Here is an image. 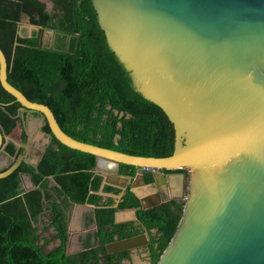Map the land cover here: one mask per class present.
Here are the masks:
<instances>
[{"label":"water","instance_id":"water-1","mask_svg":"<svg viewBox=\"0 0 264 264\" xmlns=\"http://www.w3.org/2000/svg\"><path fill=\"white\" fill-rule=\"evenodd\" d=\"M92 2L110 49L131 73L137 90L173 125L171 156H134L70 137L48 106L31 102L9 83L0 48L2 88L48 124L47 146L55 138L95 156L97 172L107 174L105 185L128 188L125 182L132 179L117 176L120 165L139 169L133 180L139 175L144 179L149 168L154 178L150 185L167 197L149 200L185 204L157 264H264V0ZM6 138L0 130V152ZM30 147L22 144L24 152L0 171V179L24 162L38 167L48 147L35 162L25 154ZM110 163L115 168H109ZM141 202L143 209L154 207ZM68 235L66 256L76 255L82 244L74 239L84 233L74 234L69 226ZM149 244L148 233L117 238L106 245V252L113 255ZM71 245L76 246L72 252Z\"/></svg>","mask_w":264,"mask_h":264},{"label":"trees","instance_id":"trees-1","mask_svg":"<svg viewBox=\"0 0 264 264\" xmlns=\"http://www.w3.org/2000/svg\"><path fill=\"white\" fill-rule=\"evenodd\" d=\"M52 2L50 11L40 0H0V48L7 59L9 83L31 102L48 106L61 129L80 142L134 156H171L173 125L137 90L131 73L110 49L92 0ZM24 18L53 33V41L45 43L37 31L26 36L20 28ZM21 110L25 109L0 83V130L5 136L24 125ZM43 132L51 135L48 124ZM22 142L27 143L25 129ZM3 146L0 154L13 160L10 166L24 152L11 141ZM96 166L95 156L53 138L38 167L24 162L0 179V264H123L131 261L130 251L109 255L106 245L144 233L150 236L144 249L150 264L159 262L185 204L171 201L143 209L130 185L115 208L114 196L123 190L105 185ZM138 172L120 165L118 175L133 180ZM21 174L31 176L34 189L25 190ZM144 181L153 184V174L144 173ZM74 205L96 208V230L87 235L78 254L66 256ZM124 210H136L137 221L116 223L117 212ZM55 240L59 244L49 249Z\"/></svg>","mask_w":264,"mask_h":264},{"label":"crops","instance_id":"crops-1","mask_svg":"<svg viewBox=\"0 0 264 264\" xmlns=\"http://www.w3.org/2000/svg\"><path fill=\"white\" fill-rule=\"evenodd\" d=\"M45 3L44 0H40ZM33 28V27H32ZM36 30V29H35ZM34 32L31 31V34ZM30 35L28 37H30ZM21 116H25V122L23 126H18L17 129L7 138V142H13L18 148H22V133L23 130H26L27 134V142L30 144V148L25 150V154L27 155V158L29 161H37L39 158H41L43 148H47V143H48V137L45 135V132H43V121L41 117L39 116H34L33 113L31 112H22ZM5 158L10 159L9 156L5 154H0V171H3L5 169H1L3 166L6 165V161L4 160ZM7 169V168H6ZM99 173V172H98ZM102 177L105 179L107 177V174L103 173L101 174ZM119 176V175H117ZM28 177V185L27 189L31 190L34 188L29 176ZM25 176H23V181H24ZM124 183V182H122ZM131 185V188L135 191L136 196L140 199L143 200L144 202L151 203L149 200L150 198L154 197L155 195L158 196V188L156 185H147L145 184V181L141 175L138 176L136 180H130V182H125V186L129 187ZM115 187V186H112ZM26 188V185H25ZM118 189L123 190V193L120 194L118 197L114 196L116 199V206L121 202L122 197L124 195V191L126 190L124 187H115ZM108 197L107 195H105ZM79 206V207H77ZM95 207L90 206V205H74L73 206V220L72 217L70 219V224L72 223V226L70 228L73 230L74 234H79V233H84V236L75 238L74 241L75 243L81 242L82 248L84 245V241L86 240L87 235H89L90 229L93 230L94 228V212H95ZM137 219V211L136 210H124V211H119L116 214L115 221L116 223H125V222H132ZM91 223L90 226L88 224ZM40 231H42V226L40 227ZM87 232V234H86ZM52 234L54 236V232L52 230ZM51 236L48 235V237ZM56 242L59 243L58 240H55ZM92 241H94V238H92ZM68 245V244H67ZM72 251L76 249L75 245H71Z\"/></svg>","mask_w":264,"mask_h":264},{"label":"rangeland","instance_id":"rangeland-1","mask_svg":"<svg viewBox=\"0 0 264 264\" xmlns=\"http://www.w3.org/2000/svg\"><path fill=\"white\" fill-rule=\"evenodd\" d=\"M44 1H45L46 5H47V8L49 10H52L53 7H54L52 0H44ZM20 28H21V30L24 31V34L26 36H29L31 34V31L34 30V32H36V31L39 32V36L41 35V38H42V36L43 37L45 36L44 37L45 38L44 39L45 43L46 42L49 43V42L53 41V39H52L53 38V34L51 32H43L37 27L36 28H32V26L28 23V18H24V20H22V22L20 24ZM6 159H7V161H6ZM4 160L6 161V165L3 166L1 169L8 168L10 166V164L12 163V161H13L12 159L8 160V158H5V157H4ZM28 180H29L28 177L25 176V178H24V188H25V185H26V188H27ZM90 225H91V223L88 224V226H90ZM51 232H52V230H50L48 233L51 234ZM88 232H89V235L93 236V234L95 232V229L94 228H93V230L90 229V231H88ZM53 248H55V247H53ZM128 263L131 264L130 261L126 262V264H128ZM134 264H150L149 263V259H148V255L146 253L143 254V255H140V256L135 255V263Z\"/></svg>","mask_w":264,"mask_h":264},{"label":"flooded vegetation","instance_id":"flooded-vegetation-1","mask_svg":"<svg viewBox=\"0 0 264 264\" xmlns=\"http://www.w3.org/2000/svg\"><path fill=\"white\" fill-rule=\"evenodd\" d=\"M51 11V10H50ZM33 28H36L35 26H33V25H31ZM31 36V35H30ZM45 37V36H44ZM43 36H42V38L43 39H45ZM40 38H41V35H40ZM52 39H54V37L52 38ZM6 155V154H5ZM158 196L159 197H161L162 199H165V198H167L166 197V193L165 192H163L162 190H160V189H158ZM151 203H153V204H155L154 203V200H152V201H150ZM72 214H73V211H71V216H72ZM48 235H50L49 233H48ZM54 236H53V234H52V232H51V236H49L48 238L49 239H51V238H53ZM59 243L57 242L56 243V241H53L52 242V244H51V246H50V248L49 249H53V247H56L57 245H58ZM146 247H143V248H139V249H137V250H134V251H130V255H131V257H130V259H131V264H134L135 263V255H137V256H140V255H143V254H147L148 255V259H149V254H148V252H145L144 251V249H145ZM126 260L125 261H123V264H126ZM129 262V261H128ZM149 263H150V260H149ZM129 264V263H128Z\"/></svg>","mask_w":264,"mask_h":264},{"label":"built area","instance_id":"built-area-1","mask_svg":"<svg viewBox=\"0 0 264 264\" xmlns=\"http://www.w3.org/2000/svg\"><path fill=\"white\" fill-rule=\"evenodd\" d=\"M144 172H145V173H152L153 170H152V169H149V168H146V169H144Z\"/></svg>","mask_w":264,"mask_h":264},{"label":"bare ground","instance_id":"bare-ground-1","mask_svg":"<svg viewBox=\"0 0 264 264\" xmlns=\"http://www.w3.org/2000/svg\"><path fill=\"white\" fill-rule=\"evenodd\" d=\"M22 112H26V111H25V110H21V113H22ZM6 137H7V136H6ZM7 138H8V137H7ZM7 138H6V141H7Z\"/></svg>","mask_w":264,"mask_h":264}]
</instances>
